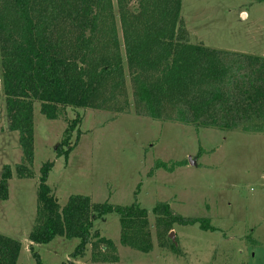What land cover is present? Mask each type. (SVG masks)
Returning a JSON list of instances; mask_svg holds the SVG:
<instances>
[{"label":"trees","instance_id":"1","mask_svg":"<svg viewBox=\"0 0 264 264\" xmlns=\"http://www.w3.org/2000/svg\"><path fill=\"white\" fill-rule=\"evenodd\" d=\"M181 6L182 0H0V85L8 128L18 133L22 151L19 178L34 177L35 101L51 120L67 109L76 111L56 148V156L66 161L81 133L78 109L118 114L133 109L195 128L264 131V56L190 42ZM167 163L158 160L157 166L173 171L182 164ZM53 166L47 161L40 168L37 212L28 235L36 264L43 263L34 245L58 236L79 239L72 259L60 264H75L89 245L92 262L119 261L115 243L94 229L95 220L111 212L119 217L123 246L144 253L153 249L150 211L137 199L112 205L75 194L61 205L48 184ZM11 178L5 165L0 200L8 199ZM151 212L162 247L174 225L215 229L205 218L175 213L169 202H158ZM21 248L19 240L0 233V264H17Z\"/></svg>","mask_w":264,"mask_h":264},{"label":"rangeland","instance_id":"2","mask_svg":"<svg viewBox=\"0 0 264 264\" xmlns=\"http://www.w3.org/2000/svg\"><path fill=\"white\" fill-rule=\"evenodd\" d=\"M181 19L192 43L264 56V2L182 0ZM128 91L131 98L129 84ZM77 111L82 116L81 133L66 161L56 156V148L76 111L67 109L51 120L35 101L34 177L21 179L16 175V165L22 161L18 133L8 128L0 85V176L5 165L12 169L9 197L0 200V233L21 242L17 264H36L28 235L37 212L40 168L47 161H54L48 184L61 205L72 195L84 194L112 205L137 199L150 211V252L120 243L119 217L111 212L96 219L94 229L115 243L119 261L92 262L89 245L84 257L73 260L75 264H264V131L195 128L174 120H153L133 109L119 114ZM158 160L168 166L182 164L168 171L157 166ZM162 201L169 202L175 213L209 220L215 229L174 225L167 246H160L151 211ZM169 240L176 243L177 253ZM78 243L77 238L58 236L34 247L43 264H60L72 259Z\"/></svg>","mask_w":264,"mask_h":264},{"label":"water","instance_id":"3","mask_svg":"<svg viewBox=\"0 0 264 264\" xmlns=\"http://www.w3.org/2000/svg\"><path fill=\"white\" fill-rule=\"evenodd\" d=\"M169 237L174 241V231H171Z\"/></svg>","mask_w":264,"mask_h":264}]
</instances>
